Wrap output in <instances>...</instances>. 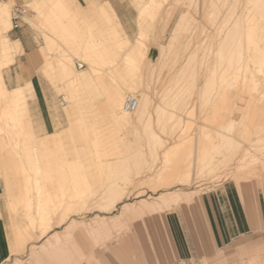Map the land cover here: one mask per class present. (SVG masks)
<instances>
[{
  "label": "rangeland",
  "instance_id": "374dc122",
  "mask_svg": "<svg viewBox=\"0 0 264 264\" xmlns=\"http://www.w3.org/2000/svg\"><path fill=\"white\" fill-rule=\"evenodd\" d=\"M5 1L8 0H0V5ZM105 2L115 9L122 28L107 20ZM76 3L77 0H14L11 8L13 29L7 36L12 41H16L18 33L27 37L31 52L42 56L34 61L32 53L21 50L15 62L3 70L4 83L13 91L16 83L24 85L26 67L33 70L32 77L43 85L48 128L54 132L48 137L35 133H40V115L32 77L26 81L27 85L31 81L27 103H10L9 95L0 96V201L10 202L14 213H23L16 216L17 223L29 222L34 233L31 240H39L42 231L31 222L36 216L28 215L35 211L29 209V204L36 201L34 187L39 180L43 191L38 196L44 203L43 210L50 212L46 235L61 238L46 249L32 248L31 258L47 256L51 249L57 252L53 256L60 258L74 250L78 252L76 233L99 250L119 239L133 222L158 213L142 209L143 200L152 202L162 194L189 192L183 195V204L226 181L240 185L253 181L258 188L260 181L264 184V133L247 131L243 146L235 142L232 147L222 146L223 133L236 138L239 125L235 103L227 97L223 83L208 82L213 71L221 73L228 58L226 50L221 49L225 40L219 37L218 0H82L84 7ZM148 7L158 10L155 18L146 12ZM17 10L24 12L15 20ZM173 35L177 39L169 50ZM162 48L167 49L168 56L160 67ZM106 49L111 52L109 56L96 55L105 71L94 73L85 53ZM140 50L144 62L140 65L138 60L134 67L127 56L137 58ZM65 57H70L69 73L76 83L65 77L61 65ZM78 63H83L84 68L79 69ZM85 79L93 82L78 84L87 82ZM117 82L139 84L138 90L130 94L142 98L144 92L150 97L144 121L126 125L112 117L104 91L97 85ZM171 90L177 95L168 94L163 99L162 93ZM259 101L262 106L263 101ZM160 106L174 107L175 116L164 117L168 125L158 123ZM54 110L62 116L60 121ZM206 135L211 140L208 153L213 158L210 166L201 170L194 161L198 144L207 139ZM154 137L158 144L153 143ZM183 139L192 141H187L186 146L188 151L192 148V166L188 176L179 177L172 164L165 165L163 156ZM124 154L131 156L120 159ZM13 191L15 199L10 196ZM121 194L122 201L106 211L105 206ZM60 203L64 205L58 207ZM125 206L130 208L124 213ZM169 207L159 213L176 205ZM102 218L106 228L102 227ZM73 220L82 224L74 234ZM29 240L24 241L25 245ZM240 243L239 248L229 247L216 260L200 264H264V240L250 245L245 240Z\"/></svg>",
  "mask_w": 264,
  "mask_h": 264
},
{
  "label": "crops",
  "instance_id": "0c3cea01",
  "mask_svg": "<svg viewBox=\"0 0 264 264\" xmlns=\"http://www.w3.org/2000/svg\"><path fill=\"white\" fill-rule=\"evenodd\" d=\"M114 1L110 0V2ZM106 3L108 2L104 4ZM76 6L84 7L82 0H77ZM15 40L11 41L20 44L19 52L22 50L28 54L32 53L31 41L27 37L18 33ZM40 56L42 54L39 52L32 53L34 61H38ZM31 81L35 90L37 111L40 115L37 117L40 121V133H35L48 137L54 132H50L48 128V108L45 105L43 85L35 76L31 78ZM7 82L10 81L7 80ZM30 83L27 85L25 81L22 85L18 82L12 89L24 88L27 92ZM54 114L60 121L62 116L57 110H54ZM241 185L239 188L235 182L226 181L205 191L202 195L193 197L190 202L166 210L167 212L157 211L158 213L147 214L143 219L133 222L127 231L122 232L119 239L99 250L91 245V242L89 244L86 238L76 233L79 229L75 230L73 231V234L76 233L74 242L78 252L74 250L63 258L54 257L53 254L57 255V252L54 253L52 249L47 252V256L39 255L36 259L31 258L32 248L46 249L47 246H54L61 239L60 236L47 234L48 236L41 237L39 240H31L34 233L31 232L32 227L29 222L17 223L16 216H23V213H14L13 207L9 205L10 202L7 204L0 201V264H200L212 262L227 248H239L243 240L248 241L246 245L264 240V187L257 188L253 181ZM246 187L250 191L246 190ZM255 189L257 192H254ZM251 190L256 194L254 195ZM10 194L12 199H15L14 191ZM69 227L70 225L67 228ZM50 237L52 240H48ZM28 239H30L29 243L25 245L24 241Z\"/></svg>",
  "mask_w": 264,
  "mask_h": 264
},
{
  "label": "bare ground",
  "instance_id": "6f19581e",
  "mask_svg": "<svg viewBox=\"0 0 264 264\" xmlns=\"http://www.w3.org/2000/svg\"><path fill=\"white\" fill-rule=\"evenodd\" d=\"M155 1L156 0H152V2ZM210 1L212 2L213 0ZM218 2L220 3L219 8H217V17L220 18V24L218 27L219 37L221 36V38L225 40L224 43L221 44V49L226 50L225 53L228 55V58L225 61L227 65L222 69V71H220L221 73H218V71H213L208 78V82H222L224 90H226L227 92V97L232 98L231 100H233V102L235 103L234 114L236 116V122L239 125V129L237 131L238 136L235 138L232 137L231 134L223 133L222 146L232 147L235 142L239 147H241L243 146L241 144L244 143L243 140H246L247 138V131H254L257 133V135H261V132L264 133V0H218ZM231 2H234L233 4H231L233 6H230V8L227 7L228 5H230ZM13 4L14 0H8L0 5V96L9 95L8 100L10 101V103L23 102L24 104V102L27 103L25 89L18 88L13 91H9L4 83L3 76V70L15 62L16 55L18 54L20 48L19 43L12 42L7 36L9 31L13 27V22L11 19V8ZM238 7L241 8L240 12L237 11L240 10ZM104 12L108 21H111L122 28V25L117 17L115 10L110 6L109 3L105 4ZM146 12L151 17L155 18L158 13V10H152V8L148 7L146 8ZM242 17H245V19ZM240 18L243 19L244 22ZM25 21H29V19H25ZM31 24L33 25V22H31ZM176 39V35H173L171 37L170 44L167 49L171 50L172 48H174ZM141 45L142 43L140 42V47ZM167 49L162 48L161 50L162 61L160 63V67L162 63H164V61L166 62V56H168V53L166 52ZM97 53H100L104 56H109L111 52L110 50L106 49L104 52L89 51L88 53H85L87 55V58H89L90 60L91 67L94 73H101L105 70L104 67L101 65L102 63L96 56ZM66 54L68 53L66 52ZM138 54L140 56H138L137 58L127 56L128 58L126 59L134 67L138 66V60H140V65H142V63L144 62V54L142 53V51L140 50V53ZM61 63L62 69L65 72V77H68V79H70L71 81L73 80L72 83H76L77 81L72 79L69 73L68 65L70 64V57H65ZM26 69L27 81L32 77V71L27 67ZM96 78V80H101V78ZM91 82L93 81H78V84L88 85ZM211 84H209V86H211ZM97 86L103 89L104 94L107 98L109 112L111 113L112 117L118 122H124V124L126 125H137V123L139 124L140 122H142L143 118L147 117L146 115L150 106V97L148 98V96H144V92V97L141 96L142 98L136 97L134 95L135 93L130 94L138 90V88L140 87L139 84L117 82V84H112L109 86H106L103 83H98ZM125 92H129V94L127 93L128 96H133L138 101L137 109L130 113L124 111V102L126 97L124 98L123 96ZM168 94L171 96L177 95L171 90L169 91V93H162L161 96L163 97V99H165L166 97H168ZM259 100L263 101L262 106L257 103ZM20 104L22 103H19V105ZM26 109L28 110V108H25V110ZM157 113H160L158 117V123H160V126L161 124H167V121H165L166 119L164 117L168 116L167 118L170 119L175 116L174 107L170 109L169 107L160 106ZM144 120L145 119H143V121ZM188 126L187 123L184 124V128L186 130L189 128ZM191 126L192 125H190V128ZM206 137L207 139L205 138V140L199 142L197 154L195 155L194 161V163H196V165H198V168L201 170L207 169L208 165L211 164V160L213 158L208 153V144L211 140L209 141V135H206ZM187 141L190 140L183 139L182 141H179L172 148L166 151L163 156L165 165L169 167L170 164H172L174 171L179 177H184L186 175L188 176L192 166V160H190L192 153H190V151L192 150V148L190 149V151H188L186 147L188 145ZM191 142L192 141H190V144ZM153 143L158 144V139L156 137H154ZM126 156L128 155L124 154L123 157L121 156L119 158H126ZM130 156L131 155H129L128 157ZM97 158L99 159L100 156H98ZM37 169L40 171V166H38ZM241 180L242 178L240 179V181ZM237 185L238 187L240 186V184ZM258 185H260L259 188L264 187V184L261 181L258 183ZM34 190L37 192L36 201L34 203L29 204V209H34L35 211L29 212V215L36 216L32 218L31 222L33 224H36V226L40 227L42 231L41 235L43 237L44 235H46L48 229L50 228V217L48 216L50 212L46 213V211L43 210L44 203L40 199L41 197L38 196V194H41V192L43 191V186L41 185L39 180H37V185H35ZM246 190H248L247 187ZM64 191L66 192L68 190L65 189ZM251 192L253 193L252 190ZM254 192H257L256 189L254 190ZM185 194L187 195V193ZM185 194L178 192L162 194L161 196L155 198V200L152 202H147L143 200L142 206L140 207H142V209L145 208L154 212L162 211L166 207L170 208L169 206L172 205L178 206L181 203L180 201L183 200V195ZM256 196H258V194ZM123 197L124 195L121 194L116 197L111 202V204L106 205L104 203H101V205H106V211H110L111 209L115 208V206L119 202L122 201ZM103 199L109 198L103 197ZM63 205V203H60L58 207H62ZM102 207L101 209H105ZM127 207L128 206H125V208L123 207L124 213L130 208L128 207L127 209ZM106 226V221L104 220V218H102V227L106 228ZM79 227H82V224L73 220L71 228L74 230L72 231H75Z\"/></svg>",
  "mask_w": 264,
  "mask_h": 264
},
{
  "label": "built area",
  "instance_id": "2783aa9c",
  "mask_svg": "<svg viewBox=\"0 0 264 264\" xmlns=\"http://www.w3.org/2000/svg\"><path fill=\"white\" fill-rule=\"evenodd\" d=\"M23 10H17L15 13V20H17L19 18V16L21 14H23ZM78 68L79 69H83L84 68V64L83 63H78ZM138 106V101L135 97L133 96H127L124 102V111L125 112H133L137 109Z\"/></svg>",
  "mask_w": 264,
  "mask_h": 264
}]
</instances>
